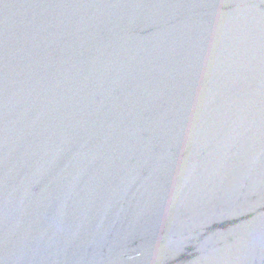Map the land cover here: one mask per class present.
Instances as JSON below:
<instances>
[{"label":"water","instance_id":"water-1","mask_svg":"<svg viewBox=\"0 0 264 264\" xmlns=\"http://www.w3.org/2000/svg\"><path fill=\"white\" fill-rule=\"evenodd\" d=\"M0 264H264V0H0Z\"/></svg>","mask_w":264,"mask_h":264}]
</instances>
